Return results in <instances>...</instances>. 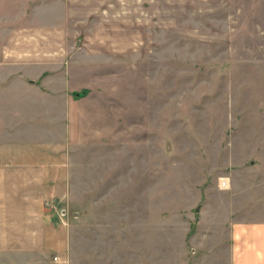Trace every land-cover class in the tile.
<instances>
[{"label": "rangeland", "instance_id": "374dc122", "mask_svg": "<svg viewBox=\"0 0 264 264\" xmlns=\"http://www.w3.org/2000/svg\"><path fill=\"white\" fill-rule=\"evenodd\" d=\"M0 113V264L264 260V0H0Z\"/></svg>", "mask_w": 264, "mask_h": 264}, {"label": "crops", "instance_id": "0c3cea01", "mask_svg": "<svg viewBox=\"0 0 264 264\" xmlns=\"http://www.w3.org/2000/svg\"><path fill=\"white\" fill-rule=\"evenodd\" d=\"M26 88L33 91L35 93L36 97H34V99L30 98L24 104L22 103L23 106L21 107V110L16 111V114H18L21 117V120L26 119V117H28V115L26 113L29 111L33 112L32 110L35 111L37 116H38V114L43 113V112L47 113V104H46L47 100H49V101H52V100L58 101L59 100L58 102H63L59 98H54L53 97V96H55L54 94H50L47 90H45L44 88H41L37 85H29L28 84L26 86ZM42 103H45L43 105V107H42ZM69 104H73V103H72V101H69V99L68 100L66 99L65 106L67 107V106H69ZM37 106H40V109H43V111H38ZM34 107H36V109H34ZM44 109H45V111H44ZM67 113H68V111L66 112V115H67ZM0 114H2V113H0ZM2 120L7 122V120L1 119V121ZM3 128L5 131L7 129H8V131L12 130L11 126H9V125L6 127H3ZM47 144H48V142L45 140V143L43 145L40 144L39 146L40 147L43 146L44 148H46L48 146ZM6 149H7V147H5V146L1 147L0 146V150L3 152ZM13 150L16 151V154H18L21 151V150L19 151L18 149L16 150V148H13ZM7 152H11V148ZM54 154H55L57 163L53 162V164L52 163L48 164V161H49L48 158H47V160H44V158H46V157H44L42 155V159H40L38 163L28 164L27 167L24 166V167L17 168V171H19V172H18V175L16 177L19 179H17L16 181L17 182H23L25 179L31 177V175H34L36 178L40 179V181H39L40 185H43V183H45L44 182L45 179L47 178L46 175L51 169H52V171L58 170V171L64 172V170H66L65 169L66 158L64 157L65 154H62V152L59 153V151H57L56 153L54 152ZM49 156H52V155L49 154ZM45 161H46V163H45ZM55 167H56V169H53ZM27 173L29 174L28 177H27ZM20 178H22L23 181ZM30 180H32V178H30ZM34 186H35V184L33 183V184H29L28 187L33 188ZM43 203H44V205H47V204H50L51 201L42 200V199L39 200V196H37V195L34 196V195H32V193H30L29 195H27L23 199V204L26 207L28 204H30L28 206V212L29 213H31L29 209H35V212L36 211L40 212L43 217L48 218L50 220H56L58 217L55 216V214L53 213V211H54L53 208H51V207L49 208L46 206H44L45 210L40 208V204H43ZM60 212H62V211H60ZM60 214L63 215V213H60ZM254 227L257 228L258 226H254ZM261 228H263V231H262L263 234L260 237H264V226H262ZM44 229H45V227H44ZM256 230L251 231V229H249L248 226L245 228H242V226H239V224L233 225V227H231V230H229V233H228L230 240L228 239V242H226L229 245V247H227V250H229V254H228L229 259L227 260V262H224L225 264H264V260H251L252 253H251V250L248 249L250 238L251 237L254 238L255 236L258 235L257 233H255ZM259 250L263 251V253H264V243L260 244ZM224 263L222 262V264H224Z\"/></svg>", "mask_w": 264, "mask_h": 264}, {"label": "built area", "instance_id": "2783aa9c", "mask_svg": "<svg viewBox=\"0 0 264 264\" xmlns=\"http://www.w3.org/2000/svg\"><path fill=\"white\" fill-rule=\"evenodd\" d=\"M221 184L224 186L226 183H225V181H224V180H222V181H221ZM56 259H58V257H57V256H55V257H54V260H56Z\"/></svg>", "mask_w": 264, "mask_h": 264}]
</instances>
